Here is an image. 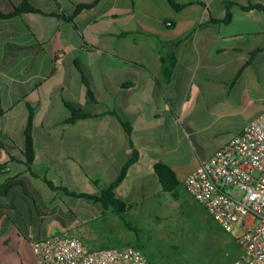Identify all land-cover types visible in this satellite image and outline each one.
Wrapping results in <instances>:
<instances>
[{
  "label": "crops",
  "instance_id": "1",
  "mask_svg": "<svg viewBox=\"0 0 264 264\" xmlns=\"http://www.w3.org/2000/svg\"><path fill=\"white\" fill-rule=\"evenodd\" d=\"M24 1L0 0V11ZM26 1L41 12L0 18V264H34L33 242L53 234L107 248L128 228L112 206L31 172L30 114L38 174L101 196L135 156L114 190L128 220L183 234L186 215L205 209L186 177L264 114V0H177L179 11L169 0H100L78 13L94 0ZM250 3L263 9L243 8ZM67 103L93 116L66 122ZM158 163L174 171V192L164 191ZM216 224L231 264L238 236Z\"/></svg>",
  "mask_w": 264,
  "mask_h": 264
},
{
  "label": "built area",
  "instance_id": "2",
  "mask_svg": "<svg viewBox=\"0 0 264 264\" xmlns=\"http://www.w3.org/2000/svg\"><path fill=\"white\" fill-rule=\"evenodd\" d=\"M184 184L224 231L239 230L241 254L231 264H264V114L202 161ZM33 250L34 264H150L138 246L91 248L63 234L34 241Z\"/></svg>",
  "mask_w": 264,
  "mask_h": 264
},
{
  "label": "rangeland",
  "instance_id": "3",
  "mask_svg": "<svg viewBox=\"0 0 264 264\" xmlns=\"http://www.w3.org/2000/svg\"><path fill=\"white\" fill-rule=\"evenodd\" d=\"M234 193L240 195L241 191L235 190ZM198 209L201 213L196 211ZM207 216L206 210L197 205L192 213L186 215L190 226L182 230L183 234L180 229L176 231L170 227L167 229L170 233L162 236L147 223L138 224L135 230L125 228L121 234L118 233L117 239L113 238L117 240L112 241L113 246H138L154 264H230L227 249L213 236L218 233L217 224ZM238 233L236 229L228 235L235 239Z\"/></svg>",
  "mask_w": 264,
  "mask_h": 264
},
{
  "label": "trees",
  "instance_id": "4",
  "mask_svg": "<svg viewBox=\"0 0 264 264\" xmlns=\"http://www.w3.org/2000/svg\"><path fill=\"white\" fill-rule=\"evenodd\" d=\"M99 1L100 0H94L90 3H80L77 5L75 13L80 12L84 8H90L94 5H96ZM169 2L171 4V6L176 11H179L184 7V5L178 3L177 0H169ZM234 4L235 3L231 2V1L227 3L228 11H227L226 17L224 18V21H230L231 20V18H232L231 8ZM243 8L244 9H251V8L263 9V6L260 4L250 3L247 6H243ZM23 12H41V11L39 9L35 8L34 6H32L29 2H27L25 0L21 5L15 7V10L13 12L4 13V12L0 11V18H9V17H12L14 15H17V14L23 13ZM80 70L83 73V79H84V83L87 87L88 97L91 100L96 101L95 95L91 89V86H90V83L87 79L86 74L82 71V69H80ZM67 106L71 110V115L66 120V122H76L77 120H79L81 118H87V117L93 116L91 114L85 113L80 108H76L75 106H73L70 103H67ZM121 122H122L123 126L125 127L126 131L131 135L132 129L130 128L128 123L123 119H121ZM23 155L25 157L26 165L31 170V172L33 174H35L36 176L43 178L54 190H58V191L65 192L68 194H72L75 196L87 197V198L101 202L106 207L112 206L114 208L115 213L121 219L124 220L125 224L128 226L129 229H131V230L136 229L130 223V221L128 220V218L126 216V212H127V209L129 208V206H127L121 199H119L114 192V190L118 186V184L124 179L128 168L135 162V156H133L122 167L118 180L116 182H114L113 184H111L106 189H104L101 196H95V195H91V194H87V193H76V192L70 191L69 189H67L65 187L55 186L46 176H42V175L38 174L36 172V170L34 169L35 149H34L33 135H32V114H30L28 124L25 128V146H24V150H23ZM156 171H157L158 175L160 176V180L162 182L164 191L174 192L176 186L179 184V182L177 181V179L175 177L174 171L165 163L156 164ZM150 264H154V263H152V261H151Z\"/></svg>",
  "mask_w": 264,
  "mask_h": 264
}]
</instances>
